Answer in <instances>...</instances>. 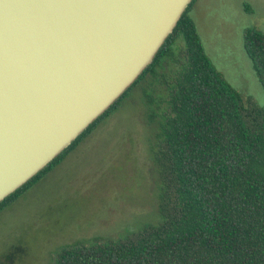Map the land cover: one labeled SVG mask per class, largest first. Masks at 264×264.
Wrapping results in <instances>:
<instances>
[{"label":"trees","instance_id":"trees-1","mask_svg":"<svg viewBox=\"0 0 264 264\" xmlns=\"http://www.w3.org/2000/svg\"><path fill=\"white\" fill-rule=\"evenodd\" d=\"M194 1L123 94L0 201L1 211L136 93L153 128L158 219L65 244L49 264H264V107L244 99L206 54L190 15ZM243 48L264 91V31L247 27ZM12 257L1 256L0 264Z\"/></svg>","mask_w":264,"mask_h":264},{"label":"water","instance_id":"water-1","mask_svg":"<svg viewBox=\"0 0 264 264\" xmlns=\"http://www.w3.org/2000/svg\"><path fill=\"white\" fill-rule=\"evenodd\" d=\"M192 0H0V201L148 66Z\"/></svg>","mask_w":264,"mask_h":264},{"label":"rangeland","instance_id":"rangeland-1","mask_svg":"<svg viewBox=\"0 0 264 264\" xmlns=\"http://www.w3.org/2000/svg\"><path fill=\"white\" fill-rule=\"evenodd\" d=\"M190 15L215 67L244 99L264 107L263 87L243 48L247 27L264 31V0H195ZM152 130L135 93L3 208L0 257L13 251L4 264H49L65 244L123 235L156 221V173L148 152Z\"/></svg>","mask_w":264,"mask_h":264}]
</instances>
